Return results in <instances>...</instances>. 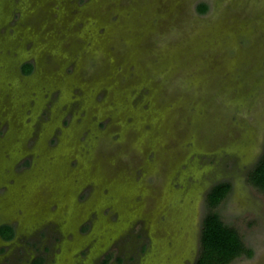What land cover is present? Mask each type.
Returning <instances> with one entry per match:
<instances>
[{
    "label": "rangeland",
    "instance_id": "1",
    "mask_svg": "<svg viewBox=\"0 0 264 264\" xmlns=\"http://www.w3.org/2000/svg\"><path fill=\"white\" fill-rule=\"evenodd\" d=\"M263 153L264 0H0V264H264Z\"/></svg>",
    "mask_w": 264,
    "mask_h": 264
},
{
    "label": "trees",
    "instance_id": "2",
    "mask_svg": "<svg viewBox=\"0 0 264 264\" xmlns=\"http://www.w3.org/2000/svg\"><path fill=\"white\" fill-rule=\"evenodd\" d=\"M208 9V2L202 1L198 4V10L201 13L207 12ZM21 68L24 73H31L34 63L26 61ZM249 177L264 191V153L250 171ZM231 189L230 181H220L214 184L207 193L210 209L203 218L201 247L196 264H229L241 255L252 256L254 254V249L246 245L238 229L227 223L214 209ZM0 231L6 239H11L15 235L14 226L8 223L3 224Z\"/></svg>",
    "mask_w": 264,
    "mask_h": 264
}]
</instances>
